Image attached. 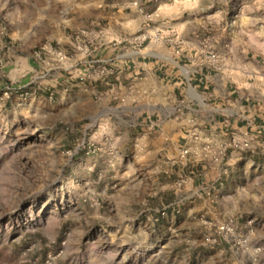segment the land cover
Returning <instances> with one entry per match:
<instances>
[{
	"label": "rangeland",
	"instance_id": "1",
	"mask_svg": "<svg viewBox=\"0 0 264 264\" xmlns=\"http://www.w3.org/2000/svg\"><path fill=\"white\" fill-rule=\"evenodd\" d=\"M97 1L0 0V264H264L220 228L235 230L225 217L176 222L166 182L125 170L133 156L104 131L102 94L83 86L105 71L92 56ZM190 1L184 15L215 60L246 57L264 74V0ZM16 53L27 65L14 66ZM59 70L67 93L50 99Z\"/></svg>",
	"mask_w": 264,
	"mask_h": 264
},
{
	"label": "crops",
	"instance_id": "2",
	"mask_svg": "<svg viewBox=\"0 0 264 264\" xmlns=\"http://www.w3.org/2000/svg\"><path fill=\"white\" fill-rule=\"evenodd\" d=\"M139 2L149 18L131 0L97 1L90 16L99 37L92 56L105 71L95 82L85 78L83 86L102 94L103 129L113 133L120 153L133 156L125 170L134 164L143 176L134 182L171 188L165 209L172 220L223 216L235 229L231 240L264 252V74L254 64L249 68L246 57L244 63H234L230 53L212 57V48L191 29L199 19L184 15L196 10V2ZM12 57L14 66L27 65L22 55ZM64 82L61 70L46 81L50 99L67 93ZM190 131L199 135L197 142L189 140ZM232 136L248 138L252 148H230L228 171L221 174L217 163L202 160L201 146L211 140L215 153ZM189 144L198 149L185 158L182 149Z\"/></svg>",
	"mask_w": 264,
	"mask_h": 264
},
{
	"label": "built area",
	"instance_id": "3",
	"mask_svg": "<svg viewBox=\"0 0 264 264\" xmlns=\"http://www.w3.org/2000/svg\"><path fill=\"white\" fill-rule=\"evenodd\" d=\"M156 3H162V2H171V1H176V0H153ZM131 4L134 5L135 7L139 6V1L138 0H131ZM140 9V8H139ZM141 10V9H140ZM60 57L62 58V53H58ZM215 57V55H213ZM189 135V140H193V143L197 142L200 138L199 135L193 131L188 132ZM203 149L202 151V160H205L207 162L212 161L215 162L219 165L220 173L221 174H226L228 171L227 168V156H228V150L230 148L234 149H239V150H249L252 148L251 142L248 138L243 137L242 139H239L237 137L232 136L229 141L226 143L220 144L215 151V153H211L213 146L211 145V140L206 141L203 146H201ZM195 149H198L194 147L192 144H189L185 146L182 149V156L187 158L189 152L195 151ZM211 154V155H210ZM162 214H165V211L162 212ZM221 229H227L228 231H232V228L230 227H225L221 226Z\"/></svg>",
	"mask_w": 264,
	"mask_h": 264
}]
</instances>
